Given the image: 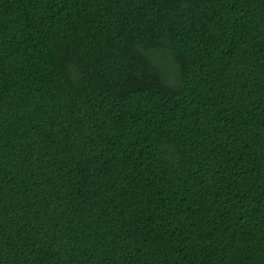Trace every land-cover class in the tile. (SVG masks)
<instances>
[{"label":"trees","instance_id":"obj_1","mask_svg":"<svg viewBox=\"0 0 264 264\" xmlns=\"http://www.w3.org/2000/svg\"><path fill=\"white\" fill-rule=\"evenodd\" d=\"M0 264H264V0H0Z\"/></svg>","mask_w":264,"mask_h":264}]
</instances>
